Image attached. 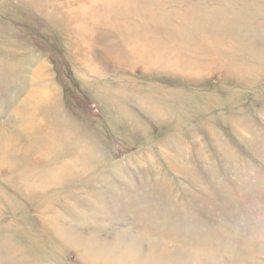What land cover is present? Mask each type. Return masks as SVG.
Listing matches in <instances>:
<instances>
[{
    "label": "rangeland",
    "instance_id": "rangeland-1",
    "mask_svg": "<svg viewBox=\"0 0 264 264\" xmlns=\"http://www.w3.org/2000/svg\"><path fill=\"white\" fill-rule=\"evenodd\" d=\"M0 264H264V0H0Z\"/></svg>",
    "mask_w": 264,
    "mask_h": 264
}]
</instances>
